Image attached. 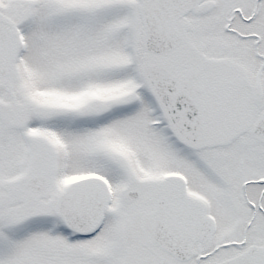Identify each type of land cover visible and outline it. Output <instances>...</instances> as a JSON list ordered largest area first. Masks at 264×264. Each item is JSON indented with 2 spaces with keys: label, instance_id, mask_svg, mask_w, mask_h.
Returning <instances> with one entry per match:
<instances>
[{
  "label": "snow or ice",
  "instance_id": "obj_1",
  "mask_svg": "<svg viewBox=\"0 0 264 264\" xmlns=\"http://www.w3.org/2000/svg\"><path fill=\"white\" fill-rule=\"evenodd\" d=\"M0 264H264V0H0Z\"/></svg>",
  "mask_w": 264,
  "mask_h": 264
}]
</instances>
